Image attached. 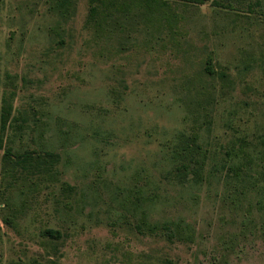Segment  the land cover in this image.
I'll return each instance as SVG.
<instances>
[{
  "label": "rangeland",
  "instance_id": "1",
  "mask_svg": "<svg viewBox=\"0 0 264 264\" xmlns=\"http://www.w3.org/2000/svg\"><path fill=\"white\" fill-rule=\"evenodd\" d=\"M60 1L0 0V111L13 92L16 147L58 156L56 179L11 191L8 225L0 146V264H264V4L170 2L172 30L100 36L89 0ZM194 129L204 179L180 182ZM178 222L189 238L168 239Z\"/></svg>",
  "mask_w": 264,
  "mask_h": 264
},
{
  "label": "trees",
  "instance_id": "2",
  "mask_svg": "<svg viewBox=\"0 0 264 264\" xmlns=\"http://www.w3.org/2000/svg\"><path fill=\"white\" fill-rule=\"evenodd\" d=\"M64 1H60V7L64 6ZM208 1H212L217 7L233 10L241 6L255 9L256 4H259L263 10L264 4V0H89L90 9L87 24L96 28L100 36L105 31L111 32L115 28L122 29L125 19L132 24L141 21L146 30H150L151 33L163 27L172 30V26L178 19L170 9V2L202 5ZM206 72L212 74L213 69L207 66ZM12 97L13 92L9 95H3L0 111V146L4 149L2 155L4 203L10 208V213L3 215L2 220L8 225H12L17 216V208L12 203L11 191L14 188L22 191L25 186H37L39 183L34 178H41L45 181L56 179L54 167L58 161V156L53 151L46 150L43 152L16 147L17 137L21 135L23 125L20 123L15 125L14 121H17V117L13 115ZM200 137L199 131L195 129L191 132H180L176 137L172 155L176 162L174 176L180 182L188 180L201 182L204 179V169L209 155L208 149L202 144ZM240 151L245 152L243 148H240ZM229 170H232L236 177L241 178L244 172V163L230 165ZM72 189L73 187L70 185L63 187L66 192ZM259 204L262 210L264 203L259 202ZM112 215L117 217L118 213L114 212ZM261 227L264 232V219ZM163 229L170 240L189 238L184 226L179 222L174 223V226L169 223L165 224ZM45 233L53 236L58 232L53 229H46ZM165 264L178 263L168 259Z\"/></svg>",
  "mask_w": 264,
  "mask_h": 264
}]
</instances>
